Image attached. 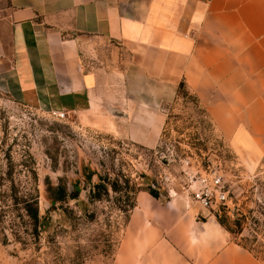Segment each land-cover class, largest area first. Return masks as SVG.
Here are the masks:
<instances>
[{
    "label": "crops",
    "instance_id": "0c3cea01",
    "mask_svg": "<svg viewBox=\"0 0 264 264\" xmlns=\"http://www.w3.org/2000/svg\"><path fill=\"white\" fill-rule=\"evenodd\" d=\"M183 83L248 168L264 167V0H0V88L155 148ZM123 120L124 122H120ZM115 264H264L215 215L135 193Z\"/></svg>",
    "mask_w": 264,
    "mask_h": 264
},
{
    "label": "rangeland",
    "instance_id": "374dc122",
    "mask_svg": "<svg viewBox=\"0 0 264 264\" xmlns=\"http://www.w3.org/2000/svg\"><path fill=\"white\" fill-rule=\"evenodd\" d=\"M181 83L161 104L166 120L155 148L102 125L107 118H57L0 88V264H115L130 238L135 193L148 187L215 215L264 261V167L243 163ZM212 173L228 198L205 207L194 192L212 186ZM32 200L36 231L25 209Z\"/></svg>",
    "mask_w": 264,
    "mask_h": 264
},
{
    "label": "built area",
    "instance_id": "2783aa9c",
    "mask_svg": "<svg viewBox=\"0 0 264 264\" xmlns=\"http://www.w3.org/2000/svg\"><path fill=\"white\" fill-rule=\"evenodd\" d=\"M51 114L57 118H63L66 112L51 110ZM210 183L212 184L211 187L205 189L199 188L196 190L194 192V199L205 207H211L213 204L226 202L228 198L227 190L222 188L220 176L212 173Z\"/></svg>",
    "mask_w": 264,
    "mask_h": 264
},
{
    "label": "trees",
    "instance_id": "16d2710c",
    "mask_svg": "<svg viewBox=\"0 0 264 264\" xmlns=\"http://www.w3.org/2000/svg\"><path fill=\"white\" fill-rule=\"evenodd\" d=\"M180 85H182V83ZM146 190L152 196H154L156 198L159 196L158 192L156 190H154L153 188H151V187H148ZM50 198L52 200L62 199L61 197L58 198V197L53 196L52 194H50ZM25 209L27 210V214L32 218L33 226H34V229L36 231V225L38 223V206H37L36 200H32V202H26ZM218 220L224 226L223 221L221 219H218Z\"/></svg>",
    "mask_w": 264,
    "mask_h": 264
}]
</instances>
